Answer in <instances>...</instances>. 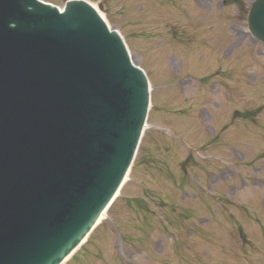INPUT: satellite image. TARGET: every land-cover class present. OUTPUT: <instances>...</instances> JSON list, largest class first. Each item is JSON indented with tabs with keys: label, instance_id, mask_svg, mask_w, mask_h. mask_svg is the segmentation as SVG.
<instances>
[{
	"label": "rangeland",
	"instance_id": "1",
	"mask_svg": "<svg viewBox=\"0 0 264 264\" xmlns=\"http://www.w3.org/2000/svg\"><path fill=\"white\" fill-rule=\"evenodd\" d=\"M87 1L146 72L151 104L119 196L64 264H264L254 0Z\"/></svg>",
	"mask_w": 264,
	"mask_h": 264
},
{
	"label": "water",
	"instance_id": "2",
	"mask_svg": "<svg viewBox=\"0 0 264 264\" xmlns=\"http://www.w3.org/2000/svg\"><path fill=\"white\" fill-rule=\"evenodd\" d=\"M101 8V7H100ZM248 27L264 44V0ZM146 74L85 0H0V264H60L134 160Z\"/></svg>",
	"mask_w": 264,
	"mask_h": 264
},
{
	"label": "bare ground",
	"instance_id": "3",
	"mask_svg": "<svg viewBox=\"0 0 264 264\" xmlns=\"http://www.w3.org/2000/svg\"><path fill=\"white\" fill-rule=\"evenodd\" d=\"M128 178V177H127ZM127 178H125V180L127 179ZM124 180V181H125ZM119 196V192L117 193V195H116V197H115V199L117 198ZM115 199H114V201H115ZM113 201V202H114ZM111 207V206H110ZM107 212H108V210H105L104 211V213L101 215V217L99 218V223L104 219V217L107 215ZM88 236H90V235H88ZM88 236H86L83 240H82V243H81V245L80 246H82L85 242H86V240H87V237ZM77 249V248H76ZM76 249L71 253V255H69L68 257H66L65 259H64V261H63V263H61V264H64L72 255H73V253L76 251Z\"/></svg>",
	"mask_w": 264,
	"mask_h": 264
},
{
	"label": "trees",
	"instance_id": "4",
	"mask_svg": "<svg viewBox=\"0 0 264 264\" xmlns=\"http://www.w3.org/2000/svg\"><path fill=\"white\" fill-rule=\"evenodd\" d=\"M237 1V0H234V2Z\"/></svg>",
	"mask_w": 264,
	"mask_h": 264
}]
</instances>
